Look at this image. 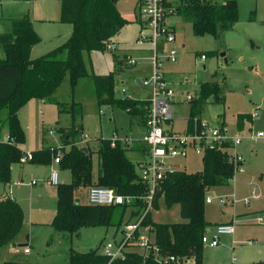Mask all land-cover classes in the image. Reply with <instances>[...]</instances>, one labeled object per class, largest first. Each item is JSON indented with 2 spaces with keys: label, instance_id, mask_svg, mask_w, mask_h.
Segmentation results:
<instances>
[{
  "label": "rangeland",
  "instance_id": "1",
  "mask_svg": "<svg viewBox=\"0 0 264 264\" xmlns=\"http://www.w3.org/2000/svg\"><path fill=\"white\" fill-rule=\"evenodd\" d=\"M166 1L178 6V0ZM235 1L237 23L232 30L223 32L219 39L195 36L190 20L183 15L175 13L168 18V23L174 28L175 42L164 44L163 54L159 52L158 55L160 68L157 70L164 74L166 82L178 94H188L193 99L197 98L201 83L216 81L223 88L224 102L214 103L209 98L203 107L194 108L191 103H184L177 97L178 102L172 107V121L164 128L181 133L193 111L192 120L200 119L209 126L224 122L231 134L242 132L248 136L250 133L264 132V0ZM115 7L129 23L108 43L111 49L106 46L104 51L83 54L86 69L96 76L107 75L118 70L114 55L120 60L130 56L136 64L122 66L121 70L115 72V98L121 100L129 97L149 102L151 88L140 86L138 82L149 81L156 69L151 47L144 45L139 48L135 45L140 30L136 0H117ZM24 15H28L33 30L41 39L32 49L31 59L54 50L71 35L72 27L58 22L60 0H0V35L12 32L14 22ZM170 54L175 56V61L166 59ZM200 54L206 55L205 61L197 59ZM4 55L0 48V59ZM53 99L59 104L35 99L20 109L25 141L18 147L23 155L43 148L60 151L62 134L73 127L79 132L75 141H81L77 146L87 148L91 153L93 183L98 177L97 150L100 141L114 137H118L121 145L127 148L126 157L139 174L137 164L145 160V146L140 143L144 134L142 122L132 119L119 107H99L90 79L79 80L72 90L69 76L65 75ZM0 110V142H3L7 128L1 125L5 111ZM255 114L257 117L253 118ZM237 115L251 116L250 122L244 123L242 131L237 128ZM83 136L87 137L84 143ZM65 150L68 151L69 147ZM241 150L246 158L245 172L236 174L224 186L210 188L206 198L210 197L212 201L205 204V221L211 225L207 238L211 239L214 228L221 224H232L234 233L220 236L216 247L203 245L202 264H264V140L256 143L244 140ZM174 164L179 171L188 174L203 170L201 157L192 151L185 158L174 160ZM51 171L58 174L60 185L70 182L69 171L60 165L26 163L13 165L11 183L6 186L0 184V196L14 197L25 214V224L16 246L7 245L0 249V264L4 261L70 264L71 253L86 254L98 249L101 255L104 245L118 243L123 231L130 233V225L134 222L130 207L125 209L118 227H83L71 236L54 231L49 224L55 214L58 188L47 183ZM33 180L37 181L36 186L30 185ZM89 188H75L74 201L87 205ZM253 192L260 198L250 200L246 207L244 201L250 199ZM222 199L226 201L225 204L220 203ZM151 220L155 224L181 223L179 206L167 208L161 198L158 208L151 211ZM145 234V230L140 228L139 235ZM23 244L29 245V254L24 253L25 248H19Z\"/></svg>",
  "mask_w": 264,
  "mask_h": 264
},
{
  "label": "trees",
  "instance_id": "2",
  "mask_svg": "<svg viewBox=\"0 0 264 264\" xmlns=\"http://www.w3.org/2000/svg\"><path fill=\"white\" fill-rule=\"evenodd\" d=\"M117 0H60L59 23L70 25L72 32L66 42L54 50L31 59L32 49L41 42L33 30L28 15L14 22L12 32L0 35V48L4 58L0 59V109L6 107L7 139L0 142V184L11 182V170L20 164L23 152L18 147L24 143L25 135L18 120V113L31 100L57 103L53 95L69 76L73 90L79 80L90 79L94 86L98 106H115L127 112L132 119L143 124L147 119L148 101H136L128 97L115 98L114 75L124 62L114 55L118 70L107 75L96 76L86 69L83 54L104 51L112 38L129 22L117 11ZM176 13L190 20L195 36H211L219 39L222 33L232 30L238 20L235 0H178ZM214 103L224 102L223 88L218 82L200 84L196 99L189 102L196 108L203 107L208 99ZM195 110V109H194ZM187 120L192 124L193 111ZM250 115H237V128L243 130L250 122ZM77 129L62 134L60 151L43 148L31 153L28 162L49 166L60 154L59 165L69 171L70 182L57 185L56 208L49 224L54 231L68 235L77 234L83 227H118L127 207L81 205L74 201L73 191L77 187H107L121 196L142 197L146 186L138 181L135 166L126 157L127 148L117 137L101 140L97 155L98 177L92 182L91 153L76 145ZM69 147L66 151L65 148ZM138 165V164H137ZM233 170L225 157L215 151L204 156L203 170L197 173L174 171L157 187L153 196V208H158L162 198L165 206L178 205L181 223L155 224L147 215L145 223L153 228L156 245L164 256H174L172 264H202V237L211 227L205 221L206 193L210 188L224 186L232 178ZM139 205V203H138ZM140 208V205L138 206ZM138 212L132 211L131 217ZM24 227V212L21 206L6 195L0 196V249L16 246L17 238ZM108 259L98 254V249L86 254L71 253L70 264H107ZM136 254L127 255L124 262L114 264H141ZM2 264H28L4 261ZM146 264H160L147 260ZM166 264V263H163Z\"/></svg>",
  "mask_w": 264,
  "mask_h": 264
},
{
  "label": "built area",
  "instance_id": "3",
  "mask_svg": "<svg viewBox=\"0 0 264 264\" xmlns=\"http://www.w3.org/2000/svg\"><path fill=\"white\" fill-rule=\"evenodd\" d=\"M136 9L140 30L135 45L139 48L144 45L151 47L156 69L154 76L149 81L139 82L140 86L150 87L152 91L147 119L144 123V134L140 141L145 146L143 149L145 160L138 163L139 174L137 175L138 181L146 186L147 192L142 197L121 196L111 188L92 186L89 188L87 204L91 206L130 207L132 211L138 212L137 215L133 216L134 222L130 225L129 234L123 231L122 238L118 243L103 246L101 255L108 259L107 264L124 262L127 255L131 254L140 256L142 259L141 264H146L149 259L160 264H172L176 262V258L174 256L166 257L162 254L161 249L156 245L153 228L150 224L145 223V219L147 215L151 216V211L154 209L153 196L156 187L170 173L179 171L174 164V160L183 159L189 151H192L195 155L201 157L203 163L205 154L209 151H215L223 155L231 165L233 178L236 174L245 172L246 158L241 150L243 141L249 140L256 143L264 140V132L255 135L250 133L248 136H244L242 132L231 134L224 122L218 123L217 126H209L200 119H191V126H188L186 121V127L181 133L174 132L167 127L164 128V125H169L172 121V107L175 102H178L177 97H180L184 103L192 100L191 95L178 94L166 82L164 74L157 70L160 68V64H157L158 55L159 52L163 54L164 44L175 42L174 28L168 23V18L176 13V6L166 0H136ZM107 48L111 49L109 46ZM166 59L175 61V56L170 54ZM197 59L205 61L206 55L200 54ZM122 61L126 66L136 64V61L132 60L130 56H126V60L123 59ZM123 93H125L124 90ZM252 117L255 118L257 115L255 114ZM85 139L87 137L83 136V143ZM79 143L81 141L77 142L76 145H79ZM31 159V153L24 155L20 164H26ZM59 160L60 156H57L53 163L59 164ZM48 181L51 185L57 186L59 184L57 173L51 171ZM35 184V181L31 182V185ZM259 198L260 196L253 192L251 198L244 201V205L247 207L250 200H259ZM211 201L210 197L205 200L207 204H210ZM138 203L141 204L140 208ZM220 203L225 204L226 201L222 199ZM140 228L145 230L146 234L144 236L139 235ZM207 232L202 237L201 242L203 245L213 248L218 245L220 236L232 235L234 227L232 224L216 226L211 239L207 238ZM24 253L29 254L30 249L25 247Z\"/></svg>",
  "mask_w": 264,
  "mask_h": 264
},
{
  "label": "crops",
  "instance_id": "4",
  "mask_svg": "<svg viewBox=\"0 0 264 264\" xmlns=\"http://www.w3.org/2000/svg\"><path fill=\"white\" fill-rule=\"evenodd\" d=\"M42 21H45V20H42ZM34 28V27H33ZM35 30V29H34ZM36 31V30H35ZM39 101H41V100H39ZM1 111V110H0ZM2 111H5V114H4V120L1 122V125L2 124H4V126H6V117H7V109H6V107H4L3 109H2ZM18 120H19V123H20V126H21V128H22V130H23V125H22V122H21V116H20V111H19V113H18ZM244 128V127H243ZM242 131V130H241ZM0 134H1V129H0ZM6 139H7V136L5 137V140H3V142L4 141H6ZM52 164H54L53 163V161L51 162V164L49 165V166H51ZM55 165H59V164H55ZM58 175V174H57ZM48 180H49V177H48ZM47 180V183H49V181ZM33 181H35L36 182V184L35 185H31V182H30V185L31 186H36L38 183H37V181L36 180H33ZM58 182H59V176H58ZM11 183V182H10ZM50 184V183H49ZM11 199H13V200H15L17 203H18V201L14 198V197H10ZM19 204V203H18ZM21 206V205H20ZM22 208V207H21ZM23 210V209H22ZM24 224H25V214H24ZM19 240V237L17 238V241ZM27 247H29V245H27Z\"/></svg>",
  "mask_w": 264,
  "mask_h": 264
},
{
  "label": "water",
  "instance_id": "5",
  "mask_svg": "<svg viewBox=\"0 0 264 264\" xmlns=\"http://www.w3.org/2000/svg\"><path fill=\"white\" fill-rule=\"evenodd\" d=\"M114 0H111V2H113ZM221 56H224V54H222ZM185 82H188V80H185ZM139 84V82H138ZM83 150L85 151V148H83ZM26 240H28V236H26ZM27 247V244H23V245H19V248H25Z\"/></svg>",
  "mask_w": 264,
  "mask_h": 264
}]
</instances>
